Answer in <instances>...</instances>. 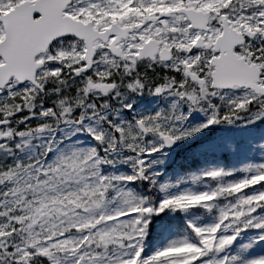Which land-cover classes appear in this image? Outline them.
I'll use <instances>...</instances> for the list:
<instances>
[{"label": "snow or ice", "instance_id": "6c2138e0", "mask_svg": "<svg viewBox=\"0 0 264 264\" xmlns=\"http://www.w3.org/2000/svg\"><path fill=\"white\" fill-rule=\"evenodd\" d=\"M145 91L177 99L134 121L108 119ZM183 105L208 114L207 123L185 127ZM33 117L41 123H28ZM246 117L264 119V0H0V152H12V139L23 150L49 137L36 159L0 160V264H264L228 254L248 229L259 233L246 248L264 241V162L235 181L225 180L231 172H205L194 183L214 187L169 194L148 160L211 124ZM61 124L86 128L101 147H72L46 162ZM118 162L133 174L102 171ZM144 181L149 195L128 187ZM204 196L212 199L174 203ZM197 207L218 208L214 222L189 221L190 233L147 250L152 232L172 230L162 213ZM184 247L193 251L168 255Z\"/></svg>", "mask_w": 264, "mask_h": 264}, {"label": "trees", "instance_id": "16d2710c", "mask_svg": "<svg viewBox=\"0 0 264 264\" xmlns=\"http://www.w3.org/2000/svg\"><path fill=\"white\" fill-rule=\"evenodd\" d=\"M48 108L52 106V103L47 102ZM128 111V110H127ZM129 112V111H128ZM80 110L77 109L76 114L79 115ZM193 116V115H192ZM130 119L134 121L136 117L134 118L132 115L130 116ZM208 121V118H207ZM206 121V122H207ZM64 126L65 124H61L58 128V130H61V126ZM106 126V125H104ZM211 126V125H210ZM238 126L237 121L233 124H227V123H219L217 126L214 128H210L206 130L205 132H202L200 135L195 137L187 146L186 148H181L176 152H173L171 156V160L169 161L168 164H157L156 162L153 161V158L156 156L151 155L148 157V160L152 162V168L150 171H153L155 173H158V183L160 185H168V182H173L176 180L178 176H185L189 175L191 173L197 172L202 170L204 167L210 165V164H216L219 161H222L224 158L227 160L228 158V152L226 150H222L220 156H216L215 153H209L208 149H204L203 152H196L195 148L201 144H204L206 142L212 141L215 139L216 136H218L219 132L224 130L223 132H228V131H234L236 134L238 132H243L238 131L240 128L236 127ZM68 128L73 129L74 133H77V129L74 127L69 126ZM62 131V130H61ZM60 132V131H59ZM62 133V132H61ZM89 137H91L94 140L95 146L96 147H101L99 142L94 138L93 135L90 133ZM242 136L237 137L241 138ZM49 141V137L47 138ZM55 140L57 141V136L55 137ZM52 151L48 152L47 154L51 155ZM124 155H127L125 152ZM13 156V157H12ZM113 160H118V155L111 157ZM0 160L3 161L4 164H12L16 161V158L14 154H6L5 152H0ZM223 163V162H222ZM102 171L104 173L108 172V174H128L131 175L133 174L134 170L130 164L118 162L114 165H104L102 168ZM130 188H134L136 191L140 192L141 194L144 195H149L150 194V184L147 181L144 182H136L134 184L128 185ZM259 188V186H256ZM169 191V188H168ZM170 194V191H169ZM163 193L159 194V196L156 197V202L158 204L160 199H163ZM172 203V202H170ZM177 206L181 207V203L179 200H176L174 202ZM215 211L208 212L204 208H193L190 209L187 212L183 211H171L167 210L165 213H162L161 216L166 219V221L172 225V230L169 231L166 235L159 233V232H152L151 239L146 241L147 243V250H155L158 247H163V242L166 237L169 236L171 232L173 234H177L179 236H184L186 232L184 231L187 229V232L190 233L191 229H188V218L190 216H195L205 224L212 223L214 222V218L216 215ZM259 230L258 229H248L246 231L241 232V234H246L248 236H251V234L258 235ZM240 234V235H241ZM253 237H250L248 240H236L234 244L232 245V249L234 250L235 254L237 253H242L245 257H247L254 249H259V248H264V241L260 242L257 244L255 247L251 248L250 250L246 248L245 246L248 245Z\"/></svg>", "mask_w": 264, "mask_h": 264}, {"label": "rangeland", "instance_id": "374dc122", "mask_svg": "<svg viewBox=\"0 0 264 264\" xmlns=\"http://www.w3.org/2000/svg\"><path fill=\"white\" fill-rule=\"evenodd\" d=\"M130 11L125 12L123 15L127 16L129 14ZM117 18V17H114ZM113 18V19H114ZM141 70H143L141 68ZM158 71H161L160 69H158ZM91 72V71H90ZM77 79H79V77H77ZM109 96L105 95L101 97V100H108ZM177 98L176 97H172V96H165V95H157L156 94V98L154 99V101H152V103L150 105H146L143 102H141L139 99L135 98V97H130L128 96L127 99L124 101L125 104H131L133 108V105L135 101L139 102V105L135 108L136 111H138L139 115L141 116H145V115H151L152 113V107L153 106H157L158 103L160 102H172L175 101ZM112 103L117 106L120 107L119 104H117L115 102V99L113 98ZM46 108V106H45ZM125 109L127 108H122L121 111L119 112L120 114V120L117 122L122 123L123 121H127V114L125 113ZM111 111V110H110ZM110 111L108 112V118L110 117ZM200 113V116H202L203 118H196L192 121H185V127L187 128H193V127H197L199 125L205 124L207 123L204 118L208 116V114L197 110ZM184 113L188 114L189 116V112L188 111H184ZM264 119H260L257 120L255 123H251V124H247L248 119H243V120H239L237 121L239 123V125L242 128L243 131V139H240V146L241 149L236 152V149L238 147V145H236L234 143V140L229 137V136H222L221 138V142L215 141V143L213 144H208V149L209 151H215V153L217 155H219L220 151L222 149H227V151H229V166H227V168H223L220 165H211L209 167H207L205 170L201 171L200 173H196V174H191L190 176H186V177H178L171 185H170V192L171 194H175L177 192L189 189V188H193L196 191H204L206 190L205 188V183L208 184H212V186L214 187L216 184V181L214 180H209L207 182H205L204 180H201L199 183H194V178L202 176L203 173L211 171V170H224L226 172H231L233 173L230 176L225 177L226 181H235V180H239L242 179L245 176V172L243 171V169H245L249 164H254V163H260V162H264V129L262 126H259V128H257V133H256V138L257 140L254 139L253 134H251L250 131H247L244 135V131H246L247 129V125H256L257 123H259L260 121H263ZM87 126H91L94 128H102V125H97L95 121H87ZM210 128L209 126L206 128H203L202 131L196 133L195 135L205 131L206 129ZM71 133L67 130L64 135H63V140H65V142L54 151V153L52 154V156L50 157H46V162L51 163L53 162L57 156L60 154V152L62 151H68L70 150V148L75 147V148H92L94 147V144L92 143V141L84 136L83 134L80 135L78 138H72ZM194 136V135H193ZM192 136L188 137L185 140L179 141V146H184L189 139ZM150 140H154L153 137H149ZM158 143V141H156ZM163 155H164V159L166 160L165 163L168 161L167 159L170 157V153L171 151L169 149H162ZM162 162V161H161ZM249 192L252 191V189L248 190ZM212 197L210 196H204L202 199H188V200H181V203L183 204L184 207H190L196 204H201L204 203L206 200H211ZM221 200H219L220 202ZM222 202V203H221ZM220 204H218L219 206L224 205L225 201H221ZM213 210H215L216 212H218V208H214ZM189 221H193V220H198L196 217H190L188 219ZM199 221V220H198ZM200 223H202L201 221H199ZM203 224V223H202ZM178 237H168L165 241V245L172 239H175ZM193 251V249L188 248V247H184V248H178V249H172L169 251V255H184V254H189ZM224 253H222L221 255H223ZM228 254H232V253H228ZM254 257H260V258H264V250H260V251H256L253 255H251L249 257V259L254 258Z\"/></svg>", "mask_w": 264, "mask_h": 264}, {"label": "flooded vegetation", "instance_id": "af4514ba", "mask_svg": "<svg viewBox=\"0 0 264 264\" xmlns=\"http://www.w3.org/2000/svg\"><path fill=\"white\" fill-rule=\"evenodd\" d=\"M157 10H159V9H157ZM128 11H132L131 9H129ZM115 19L116 18H114V21H115ZM52 67H61V65H59V63L57 62V63H55V64H53L52 65ZM27 113H25V112H21V113H17L16 114V116H17V118H21V117H23V116H25ZM32 125L33 126H36V124H37V122H36V120H35V117H33L32 118ZM28 123H29V121H28ZM39 124V123H38ZM25 125L24 124H21L19 127L22 129L23 127H24ZM38 139V147H39V149H40V145H44V141H45V139H44V136H42V137H40V138H37ZM35 140V139H34ZM34 140H32L33 141V144H32V146H33V148H35V143H34ZM9 143V146L12 148V146L13 145H16V144H18V143H20V141L16 138V139H12V140H9L8 141ZM27 147H29V146H27ZM13 150V149H12Z\"/></svg>", "mask_w": 264, "mask_h": 264}, {"label": "water", "instance_id": "95a60500", "mask_svg": "<svg viewBox=\"0 0 264 264\" xmlns=\"http://www.w3.org/2000/svg\"><path fill=\"white\" fill-rule=\"evenodd\" d=\"M170 147L177 148V143L173 144V145L170 146Z\"/></svg>", "mask_w": 264, "mask_h": 264}]
</instances>
